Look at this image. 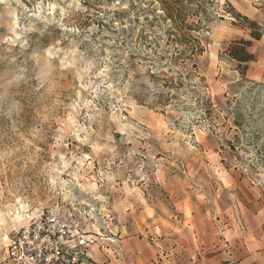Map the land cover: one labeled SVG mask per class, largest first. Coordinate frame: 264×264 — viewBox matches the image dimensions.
Listing matches in <instances>:
<instances>
[{
    "label": "rangeland",
    "instance_id": "obj_1",
    "mask_svg": "<svg viewBox=\"0 0 264 264\" xmlns=\"http://www.w3.org/2000/svg\"><path fill=\"white\" fill-rule=\"evenodd\" d=\"M263 35L264 0H0V264L39 211L110 236L125 189L264 212V84L218 62Z\"/></svg>",
    "mask_w": 264,
    "mask_h": 264
},
{
    "label": "crops",
    "instance_id": "obj_2",
    "mask_svg": "<svg viewBox=\"0 0 264 264\" xmlns=\"http://www.w3.org/2000/svg\"><path fill=\"white\" fill-rule=\"evenodd\" d=\"M249 14L255 16L257 13L250 10ZM215 25V41L245 39V31L236 25L223 21ZM263 37L251 40L246 48V54L253 56L248 61H240L226 54L220 57L218 62L224 65L222 69L236 78L239 75L235 69L236 63L241 64L245 67L243 76L247 81L264 84ZM209 168L219 170L214 164H209ZM166 185L175 194L180 184ZM123 191L121 203L127 206V211L134 206L141 210L137 215L125 217L126 222L120 228L101 239L100 247L95 245L90 249L98 263L264 264V212L257 203L245 202L248 206L244 204L243 214L242 200L229 197L228 205L222 209L230 217L227 224L220 213L209 211L206 195L201 194L202 199L197 203L195 200L199 199L194 197L192 191H185L184 194L179 191L174 196V201H177L175 209H166L158 199L155 202L146 197L142 188ZM216 198L219 199V195Z\"/></svg>",
    "mask_w": 264,
    "mask_h": 264
},
{
    "label": "built area",
    "instance_id": "obj_3",
    "mask_svg": "<svg viewBox=\"0 0 264 264\" xmlns=\"http://www.w3.org/2000/svg\"><path fill=\"white\" fill-rule=\"evenodd\" d=\"M88 220L53 210L35 213L14 232L5 264H100L90 249L106 235L88 229Z\"/></svg>",
    "mask_w": 264,
    "mask_h": 264
},
{
    "label": "trees",
    "instance_id": "obj_4",
    "mask_svg": "<svg viewBox=\"0 0 264 264\" xmlns=\"http://www.w3.org/2000/svg\"><path fill=\"white\" fill-rule=\"evenodd\" d=\"M247 46L248 45H250L251 44V41H248V42H244ZM232 54V56H234L235 58H237V59H239L240 61H248V59H251V58H253V56L252 55H247V54H245L244 53V56H241L240 54H238V52H231Z\"/></svg>",
    "mask_w": 264,
    "mask_h": 264
},
{
    "label": "bare ground",
    "instance_id": "obj_5",
    "mask_svg": "<svg viewBox=\"0 0 264 264\" xmlns=\"http://www.w3.org/2000/svg\"><path fill=\"white\" fill-rule=\"evenodd\" d=\"M18 214V213H17ZM19 215V214H18ZM22 216V215H21Z\"/></svg>",
    "mask_w": 264,
    "mask_h": 264
}]
</instances>
